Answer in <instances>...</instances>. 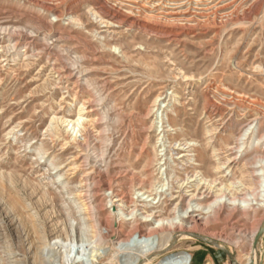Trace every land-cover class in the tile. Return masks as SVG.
Wrapping results in <instances>:
<instances>
[{
    "label": "rangeland",
    "instance_id": "374dc122",
    "mask_svg": "<svg viewBox=\"0 0 264 264\" xmlns=\"http://www.w3.org/2000/svg\"><path fill=\"white\" fill-rule=\"evenodd\" d=\"M92 1L107 6L117 1L122 13L142 20L132 0H57L53 13L29 0H0V22L11 27L10 33L0 32V264H40L41 258L60 264L62 252L53 255L40 239L46 234L62 236L64 254L74 264H92L91 223L81 197L91 184L85 178L87 166L108 176L127 170L144 179L150 164L154 180L165 183L173 175L171 165H182L177 169L182 181H168L174 187L172 200L162 195L151 201V209L165 213L178 197L186 201L194 192L207 196L209 203L222 186L241 179L257 189L252 174L264 160V0L241 6L239 15L258 4L246 23L229 20L234 9L224 6L229 0L205 10L191 5L176 22L190 28L177 37L129 22L102 24L91 17L96 10ZM192 12L198 14L197 22L191 20ZM163 13L157 9L151 14ZM55 15H60L58 21ZM39 20H52V26L38 29ZM7 34L20 44L14 56L4 51ZM63 70L73 76L60 78ZM152 109L163 111L172 131L159 136ZM251 125L249 133L255 134L247 136L240 153L234 152L239 135ZM160 137L165 143L158 148ZM185 142L197 146L189 153ZM152 147L165 148L170 160L161 174L151 162ZM192 154L197 164L188 168L186 156ZM194 170L200 172L197 178ZM202 178L212 181L209 190ZM230 193L241 197L245 189L236 185ZM230 210L222 208L219 219L201 213L205 233L198 229L171 243L168 253L187 252L189 264H232L224 253L228 250L234 263L242 264L249 248L240 235L261 227L264 206L244 213ZM206 234L223 242L225 250L203 242ZM258 242L264 264V234Z\"/></svg>",
    "mask_w": 264,
    "mask_h": 264
},
{
    "label": "bare ground",
    "instance_id": "6f19581e",
    "mask_svg": "<svg viewBox=\"0 0 264 264\" xmlns=\"http://www.w3.org/2000/svg\"><path fill=\"white\" fill-rule=\"evenodd\" d=\"M56 1L57 0H29V3H32V5L39 10L45 11L47 13H53L54 11H56L57 7L52 3ZM132 1V3L136 7L135 12L139 17H142V20L140 22L131 19L130 16H128L126 13H122L121 9L118 7L117 1H113L114 4L109 3L108 6L106 5V3L92 1L96 6V10H94L95 12H90L91 17L94 20H98V22L102 24L110 22L126 24L127 22H129L130 25L136 24L146 29L151 28L154 31L161 32L163 33V35H166L168 37H177L184 33L186 29L190 28L186 26H178V23L176 24V22L182 20V17L180 18L181 14L190 12L189 9L191 5L199 6L200 10H205V8H207L212 3L220 0H145V3L148 4L149 7L145 6V4L142 3L143 0ZM223 1L225 0H222L220 2ZM229 1L230 2L224 4V6H234V9L232 13L227 15V17H229V20L236 23H246L250 21L252 13L258 11V4H256L255 6L252 5L253 7L251 6L253 8V11L250 10L249 12H244L243 14L239 15V9L247 0ZM183 7H186L185 12H182L181 9L180 12L178 9ZM157 9L165 11L166 13L157 16L151 14L154 10ZM100 14H103V16H101ZM215 14L216 13L214 12V15ZM191 15L193 17L191 18V20L197 22V20L194 18L196 17V15L198 16V14L192 12ZM59 16L60 15L54 16L56 21H58ZM104 18L108 19L107 21L109 22H107L106 19L104 20ZM151 21H153V23H151ZM185 21L189 22L190 19H185ZM211 22L214 23V19H212ZM8 26L9 25L0 22V32L8 33L11 28ZM36 26L38 29H41L42 27H50L52 26V20H39L37 21ZM5 38L7 39V45L4 46V51L5 53H7V55L14 56V54L19 49L20 44L18 40L14 38L13 34H7ZM58 40H60L59 37H56L55 41ZM65 75L66 77L73 76V74H66V71L64 70L63 73H59L60 78ZM158 99L159 98H156L153 101V104H156ZM162 113L163 111H160V109H152L150 113V115L152 114L154 116L152 122L159 130L161 128L160 133L162 134L159 133V136H163L164 133L166 134L172 131L171 126L166 123ZM51 130L59 137H63L65 140L68 139L66 135H63L64 133H58L55 126H51ZM250 130H253L252 125L248 126L239 135L240 138L238 139V147H236V150L234 152L240 153V151L243 149L244 140L247 138V136L255 134L249 133ZM161 137L156 139V145L159 144L158 148H160L162 142H164L165 140ZM172 144L173 143L171 142L170 145L172 146ZM145 145L144 147L140 146L138 154L144 153L145 149L147 148L145 147ZM83 146L84 145L81 144V147ZM196 146L197 145L193 142H185L184 144L186 152L189 153L192 152L193 148ZM158 148H153V158L151 157L152 161L150 159L149 160L153 162L154 166H152L154 168L157 167L155 171H157L158 174H161L162 171L166 170V167L162 168L161 166L166 164L165 162L169 159L168 155H166L165 148L160 150H158ZM186 157L188 165L186 166L188 168H191L197 164H195V154L187 155ZM83 159L85 161L86 158ZM149 165L150 164H148V166ZM148 166H146L147 169H145L144 171L146 173V175H144V179H139L137 177L138 175L133 176L132 174L131 176V171L128 172L127 170L122 175H120L121 177L119 175L108 176L98 170L95 166H87L88 168H86L85 178H87V180L90 178L91 184L87 186V189L83 194H81V197L85 200V204L83 206L91 223L90 226L92 230L91 232L93 241L88 248L90 249V251H92L91 253H93L92 264H189V260L191 258L190 254L184 251L176 254L168 253L166 248L171 243L176 242L179 239L189 237L198 229L205 233L204 228L206 224L202 223V220H204L205 222L206 217H204V219L200 217L201 213L211 214L212 212L214 214V217L219 219L221 215L220 210L222 208H225V206H230L234 212L238 211L242 213H244L247 209H257V207L259 206H264V160L259 161V164L255 167L257 168L256 171H254L252 174V178L254 181L253 183H255L257 186L256 190L252 191L250 184L244 185L242 182H240L242 180L241 179L240 181H236L235 183L232 182V184L222 186L218 190L219 192L215 195V198L209 203H207L206 201V199L208 198L207 196L203 194H195L194 192L193 194L189 195L186 201H184L182 197H178L176 204H174L173 208L167 213L154 211L153 209H151V205L153 204L151 203V201L156 199V196L161 197L162 195L164 196L163 199H165L166 201H171L173 198L172 191L174 187L172 185L168 187L169 179L165 182L167 183V185L164 182H160V184L159 182H157L156 178L154 180ZM181 166L178 167V164L171 165L173 172V175L170 177L169 181L171 184L174 182L177 183L178 181H182V179L177 175V169H180ZM193 172V178H197V175L200 172L197 170H194ZM126 180L129 182L127 185H125ZM185 180H188V178L186 177ZM200 181L204 186H206L207 189L211 186L210 184L212 183V181H208L205 178H202V180L200 179ZM236 185L241 189H245V193L241 197L234 196L230 193V188ZM114 199L116 200L113 202ZM209 219L211 218L209 217ZM258 229L259 226L257 229H252L250 234L245 235L242 233V235H240L241 238H243L247 242L249 248L247 252L243 254L242 264H261L262 262V258L258 253L259 242L256 243ZM205 237H207L206 240L216 244L218 248L223 249V242L221 243L220 240L217 239L214 235L211 234L209 236L206 234ZM40 239L45 241L44 244L47 246V249L53 253V255H61L62 252V255H59L60 264H74L69 259V257L64 254L65 249L67 248V244L61 235L54 236L53 234H46ZM232 244L236 247L239 242H233ZM98 249H105L107 252L106 254L98 255L97 252H95L98 251ZM82 253L83 255L85 254L84 251H82ZM121 258H123L124 260H120ZM44 260H42L41 258L40 264H47ZM78 264L85 263L81 262Z\"/></svg>",
    "mask_w": 264,
    "mask_h": 264
},
{
    "label": "water",
    "instance_id": "95a60500",
    "mask_svg": "<svg viewBox=\"0 0 264 264\" xmlns=\"http://www.w3.org/2000/svg\"><path fill=\"white\" fill-rule=\"evenodd\" d=\"M263 234H264V221H263L261 227H260L259 230H258V236H257V238H256V243H258L260 237H261ZM200 239H201L203 242H205V243L212 244V245H215V246H216V244L211 243V242H209L208 240H206V239H204V238H200ZM216 247H217V246H216ZM224 253H226V255L230 258L232 264H235L234 261H233V259H232V256H231L227 251H226V252L224 251Z\"/></svg>",
    "mask_w": 264,
    "mask_h": 264
}]
</instances>
